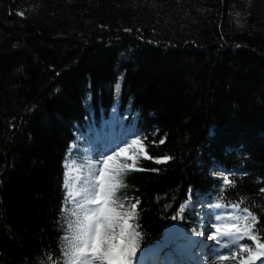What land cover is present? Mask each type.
I'll return each instance as SVG.
<instances>
[{
    "label": "trees",
    "instance_id": "obj_1",
    "mask_svg": "<svg viewBox=\"0 0 264 264\" xmlns=\"http://www.w3.org/2000/svg\"><path fill=\"white\" fill-rule=\"evenodd\" d=\"M101 123L148 156L114 175L137 252L190 196L264 244V0H0V264H71L63 165Z\"/></svg>",
    "mask_w": 264,
    "mask_h": 264
},
{
    "label": "snow or ice",
    "instance_id": "obj_2",
    "mask_svg": "<svg viewBox=\"0 0 264 264\" xmlns=\"http://www.w3.org/2000/svg\"><path fill=\"white\" fill-rule=\"evenodd\" d=\"M127 151L122 149L117 155H124ZM114 159V156H107L103 160L98 178L84 190V203L80 205L82 219L68 253L71 264H133L138 250V233L130 220L138 202L132 205V212L123 211L124 206L119 203L115 192L119 181L109 175V165ZM249 239L257 241L260 252L253 253L243 264H251L258 255H264V244L255 236L250 235Z\"/></svg>",
    "mask_w": 264,
    "mask_h": 264
},
{
    "label": "rangeland",
    "instance_id": "obj_3",
    "mask_svg": "<svg viewBox=\"0 0 264 264\" xmlns=\"http://www.w3.org/2000/svg\"><path fill=\"white\" fill-rule=\"evenodd\" d=\"M120 85V84H119ZM115 146V148H113ZM109 148H113V152L106 155L103 158H98L96 159L97 161L95 162L96 167H94L93 169L85 172L82 168H78L76 166L73 165H68L69 169H66V183H65V188L67 190V194L69 197V201L72 207H74V209L76 210L78 215L82 216V210L80 207V201L79 199H81L82 201L84 200V190L86 187H88L91 183H93L97 178L98 175L100 173V171L103 169V160L107 158V156H114L115 159L119 158L121 160H129V157H132V159L137 158L138 156H145L144 150L141 146V144L138 141L135 140H127V142L125 144H121L120 142L118 143H114V145L112 147ZM127 149V153L124 155H117L118 153L121 152L122 149ZM90 152V148H86L84 149V155L89 154ZM91 161H95V158L91 156ZM130 159V160H132ZM92 166V165H91ZM116 170H114L113 168H111V165H109V175L111 174V172H114ZM91 180L86 182L85 179L86 178H90ZM84 202V201H83ZM202 207L197 206L195 210H197L198 212V216L201 215V213H203V217L204 220L201 221L203 222L202 224H199V228L198 231H201L203 233H201L200 235H193L192 238L193 240H195V242H206L208 243L209 241L214 242L216 244H218L219 242L215 239V237L211 236V238L209 239V229H214L216 230L217 228L219 229L221 235L223 236H231L235 238V242H237L240 245L241 250H244L247 252V254H244L242 252H240L238 250V252H236L235 254L242 259L241 263H237V264H243V261L248 260L249 256H251L253 253H259L260 249L257 247V245L253 242L250 241H246L245 238L243 237L241 231L237 228L236 225H232L231 224V217L228 218V216H226V214L224 213V211H216V213H220V214H216L215 216L210 217V213H213L214 211H202ZM195 216H197V214H195ZM211 218H213L212 220V224H210ZM208 228V232L207 229ZM175 235H178V228H176L174 230ZM204 232H207L204 233ZM176 237V236H175ZM179 237V236H178ZM172 241V239H171ZM209 250H207L208 252ZM247 255V256H246ZM221 256H225V255H220V256H216V259H220ZM227 258L229 256H226ZM214 260V258H213ZM218 260H215V263H217ZM221 264H227V263H221Z\"/></svg>",
    "mask_w": 264,
    "mask_h": 264
},
{
    "label": "bare ground",
    "instance_id": "obj_4",
    "mask_svg": "<svg viewBox=\"0 0 264 264\" xmlns=\"http://www.w3.org/2000/svg\"><path fill=\"white\" fill-rule=\"evenodd\" d=\"M206 230L208 232V228ZM208 234H209V236L211 235V236L215 237V239L219 242L218 244H216L214 242L210 243V246H211L212 250L214 251L213 252L214 260H211L210 264H221V263L237 264V263H241L242 259L239 258L238 257L239 255L237 256L235 253L238 252V250L244 254H247V252L244 250H241L240 245L234 241L235 240L234 237L223 236V235H221L220 231H216L214 229H211V230L209 229ZM220 255H225V256H229V257L226 259H216V256H220ZM154 259L155 258H151V260H152V261H150L151 264H154V262H155ZM215 260H218L217 263H215ZM263 261H264V255H258L257 258L251 262V264H261Z\"/></svg>",
    "mask_w": 264,
    "mask_h": 264
}]
</instances>
